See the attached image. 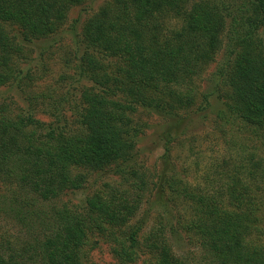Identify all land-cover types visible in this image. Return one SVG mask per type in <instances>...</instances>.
I'll return each mask as SVG.
<instances>
[{
  "label": "trees",
  "instance_id": "1",
  "mask_svg": "<svg viewBox=\"0 0 264 264\" xmlns=\"http://www.w3.org/2000/svg\"><path fill=\"white\" fill-rule=\"evenodd\" d=\"M85 1L0 0V85L16 77L12 63L24 43L58 31L71 7ZM231 7L227 0H110L82 28L80 70L91 85L81 91L75 129L62 128L59 113L45 132L30 115L14 121L0 114L7 192L0 212L21 230L0 238V264H80L95 230L106 232L117 264L133 262L141 246L154 264H264V158L253 154L196 186L165 171L148 187L134 168L138 107L158 106L163 90L170 109L189 107L194 79L221 46L214 76L225 88L226 110L264 134V0ZM91 52L112 63L104 66ZM107 170L119 179L101 183L80 206L59 204L91 173ZM145 190L163 213L141 240L132 221ZM44 201L52 203L43 208Z\"/></svg>",
  "mask_w": 264,
  "mask_h": 264
},
{
  "label": "rangeland",
  "instance_id": "2",
  "mask_svg": "<svg viewBox=\"0 0 264 264\" xmlns=\"http://www.w3.org/2000/svg\"><path fill=\"white\" fill-rule=\"evenodd\" d=\"M108 1L86 0L71 7L62 28L47 37L22 45L12 63L16 77L0 85V114L14 121L30 115L42 125L35 128L31 123L33 126L29 125L28 128L45 132L49 126L56 125V114L59 113L58 124L67 132L75 129L74 114L81 105V91L91 85L86 77L89 75L82 74L80 70L82 28L86 19ZM227 1L232 4L233 10L243 4V0ZM91 53L104 66L112 63L111 59L101 54ZM224 56V47L221 46L214 61L194 79L191 92L193 103L186 109H170L163 102L172 101V97L163 90L157 94L163 98L162 104L155 106L157 103L154 102L150 106H139L135 112L133 123L141 125L142 131L136 139L134 168L138 174H143L148 187L159 178L162 180L165 171L168 176L174 175L196 186L203 185L206 176L215 177L220 171L225 173L239 162L246 163L254 155L258 159L264 158V134L255 132L226 110L225 88L215 84V68ZM108 171L105 174L91 173L82 188L66 192L59 204H84L85 197L101 183L119 179L118 175ZM147 186L145 184V188ZM5 187L0 183V193H7ZM142 200L132 221L140 226L141 240L163 213L157 207L158 200L154 198V193L151 195L145 190ZM51 203L44 201L40 205L48 208ZM106 228L116 235L121 231ZM120 229L125 230L123 227ZM20 233V227L7 214L0 212V238ZM105 234L96 230L88 233L80 264H117ZM179 245L187 249L185 242L181 241ZM129 264H154V259L149 249L141 246L135 260Z\"/></svg>",
  "mask_w": 264,
  "mask_h": 264
}]
</instances>
